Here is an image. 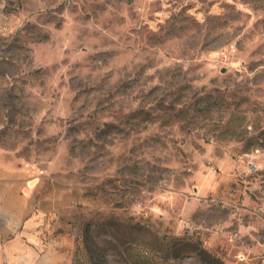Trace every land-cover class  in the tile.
Here are the masks:
<instances>
[{"label": "rangeland", "instance_id": "rangeland-1", "mask_svg": "<svg viewBox=\"0 0 264 264\" xmlns=\"http://www.w3.org/2000/svg\"><path fill=\"white\" fill-rule=\"evenodd\" d=\"M199 249L264 264V0H0V264Z\"/></svg>", "mask_w": 264, "mask_h": 264}, {"label": "crops", "instance_id": "crops-1", "mask_svg": "<svg viewBox=\"0 0 264 264\" xmlns=\"http://www.w3.org/2000/svg\"><path fill=\"white\" fill-rule=\"evenodd\" d=\"M28 226L31 225V223L27 224ZM33 236H30L32 238ZM26 247L25 244L21 242V238L19 236L8 240L5 243V254L10 261H18L23 262L29 260V256L26 255Z\"/></svg>", "mask_w": 264, "mask_h": 264}, {"label": "trees", "instance_id": "trees-1", "mask_svg": "<svg viewBox=\"0 0 264 264\" xmlns=\"http://www.w3.org/2000/svg\"><path fill=\"white\" fill-rule=\"evenodd\" d=\"M197 254L199 255L200 259L204 262H208L212 264H224L221 260H219L216 257H213L204 249L197 250Z\"/></svg>", "mask_w": 264, "mask_h": 264}]
</instances>
